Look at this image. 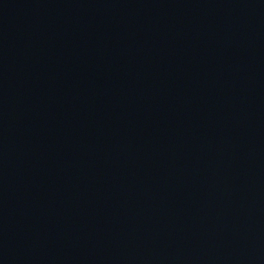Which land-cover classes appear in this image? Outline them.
<instances>
[{
    "label": "water",
    "instance_id": "95a60500",
    "mask_svg": "<svg viewBox=\"0 0 264 264\" xmlns=\"http://www.w3.org/2000/svg\"><path fill=\"white\" fill-rule=\"evenodd\" d=\"M264 174V0H0V264H240Z\"/></svg>",
    "mask_w": 264,
    "mask_h": 264
}]
</instances>
